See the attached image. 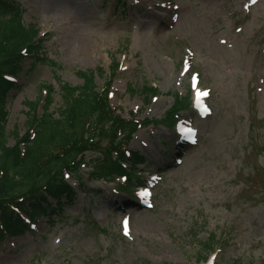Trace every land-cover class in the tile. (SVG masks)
I'll list each match as a JSON object with an SVG mask.
<instances>
[{"label":"rangeland","instance_id":"obj_1","mask_svg":"<svg viewBox=\"0 0 264 264\" xmlns=\"http://www.w3.org/2000/svg\"><path fill=\"white\" fill-rule=\"evenodd\" d=\"M19 1L53 63L24 61L6 96L7 144L15 143L12 131L25 133L24 102L42 84L51 86L57 117L62 83L79 86L76 72L93 71L100 90L116 60L110 106L153 120L124 145L144 157L132 175L150 187L152 201L140 206L132 188L121 190V177L88 180L107 145L102 138L83 153L87 165L64 175L84 192L77 188L56 217L1 238L0 264H264V0H64L49 9L46 0ZM88 21L94 51L77 55L64 38L84 35ZM144 85L159 92L145 105ZM175 93L183 109L166 125ZM198 94L207 111L194 107Z\"/></svg>","mask_w":264,"mask_h":264},{"label":"trees","instance_id":"obj_2","mask_svg":"<svg viewBox=\"0 0 264 264\" xmlns=\"http://www.w3.org/2000/svg\"><path fill=\"white\" fill-rule=\"evenodd\" d=\"M23 12L17 0H0V239L28 229L20 212L34 220L37 216L58 213L65 203L71 202L74 189L61 174L64 170L76 173L84 162L83 152L97 150L102 138L107 139V145L92 161L89 179L110 181L115 176L126 175L128 185L141 184L127 171L131 172L145 159L136 152L126 154L124 145L138 127L152 122L147 118L137 120L132 112L130 118H124L109 105L107 90L118 69L112 61L101 90H96L93 71L76 72L82 80L79 86L60 85L62 103L57 117L49 111L53 102L51 86L42 84L45 98L40 97L39 90L35 100L24 102L28 115L26 131L22 136L12 131L16 140L14 145H8L5 101L15 86L14 79L21 75L24 61L29 57L33 59L32 65L53 63L41 50L45 36L39 34L34 24L24 22ZM139 93L148 103L159 92L144 85ZM41 99H44L42 106ZM179 103L181 99L175 94L172 106L166 111V120L172 122L183 107ZM50 146L56 147L57 152L51 153Z\"/></svg>","mask_w":264,"mask_h":264},{"label":"bare ground","instance_id":"obj_3","mask_svg":"<svg viewBox=\"0 0 264 264\" xmlns=\"http://www.w3.org/2000/svg\"><path fill=\"white\" fill-rule=\"evenodd\" d=\"M47 1L48 2V9L49 7H53V6H56L58 3L60 2H63L64 0H46V4H47ZM73 3V6L76 7V13L79 14L81 17H79L80 19H82V17H85V18H88L86 16V13L84 12V9L81 7V6H77L76 4ZM80 26H82L83 28V32H84V35H76V34H73L71 37H69L67 39V37H65L64 39L65 40H68L70 41L73 46L75 47L74 48V52L77 54V55H85L86 53H89L91 51H94V43L92 42V40L89 38V34L87 35V30L89 28H91V22L88 21V22H85V24H80ZM142 192H148V189L147 188H142L141 190Z\"/></svg>","mask_w":264,"mask_h":264},{"label":"snow or ice","instance_id":"obj_4","mask_svg":"<svg viewBox=\"0 0 264 264\" xmlns=\"http://www.w3.org/2000/svg\"><path fill=\"white\" fill-rule=\"evenodd\" d=\"M203 94H207L206 92L205 93H203ZM191 131V130H190ZM138 195H141V196H144V195H147V193L146 192H142V193H139ZM125 234H127V227H126V221H125Z\"/></svg>","mask_w":264,"mask_h":264}]
</instances>
